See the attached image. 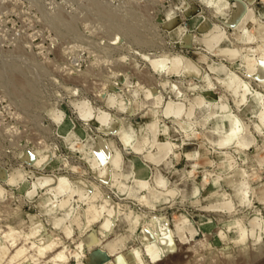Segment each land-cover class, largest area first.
I'll list each match as a JSON object with an SVG mask.
<instances>
[{"label": "rangeland", "instance_id": "rangeland-1", "mask_svg": "<svg viewBox=\"0 0 264 264\" xmlns=\"http://www.w3.org/2000/svg\"><path fill=\"white\" fill-rule=\"evenodd\" d=\"M239 1L255 10L260 22L250 21L258 30L264 28V0H0V228L12 227L22 235L18 244L27 237L29 243L39 236L59 239L70 264H264V226L251 232L255 221H264V135L256 131L261 123L255 115L260 105L250 90L237 87L239 80H248L264 93V81L257 72L251 74L246 63L247 50L255 46L246 42L252 22L245 26L226 22ZM177 55L186 70L166 77ZM213 62L233 74L213 72ZM157 63L162 65L159 70ZM201 74L211 80L213 89ZM215 94L219 99L213 107L207 100L206 107H200L204 95ZM153 97L161 115L168 103L177 113L193 107V119L187 121L199 137L176 130L171 112L163 116L184 153L202 140L218 148L213 140L228 135V120L222 121L215 108L218 101L239 113L248 126L243 135L251 140L254 133L256 139L243 152L234 151V173H219L218 167L202 162L190 175L187 170L195 161L184 155L176 161L172 153L170 166L165 161L148 162L149 176L156 167L161 169L165 176L159 181L168 182L171 190L158 189L152 206L141 204L137 195L144 191L131 177L127 182L133 187L126 193L95 173L100 169L96 163L102 142L112 155L121 153L124 163L129 158L141 165L147 161L142 154L125 152L116 131L100 129L98 120L106 114L116 128L133 124L140 132L139 142H146V122L156 121L150 113L153 108L146 105ZM243 97L237 107L235 100ZM222 122L225 126H218ZM162 132H167L165 125ZM76 136L81 137V147H71ZM222 151L216 161L224 158ZM159 155L165 156V151ZM18 172L24 174L23 180ZM256 174L260 176L252 178ZM59 176L70 178V188L59 189ZM48 177L54 178L50 184ZM92 183L100 187L94 202L106 198L134 214L129 221L119 213L104 238L97 232L104 218L85 227L81 206L86 198L64 209L56 207L78 185L92 193ZM195 184L199 190L194 193ZM246 189L250 202L243 198ZM175 190L179 192L170 197ZM223 196H228V206H220ZM146 220H155L165 230L180 227L172 235L175 249L155 261L144 249ZM235 221L246 227L247 237H241ZM112 240L119 241L114 252L107 245ZM96 253L108 258L95 257Z\"/></svg>", "mask_w": 264, "mask_h": 264}, {"label": "bare ground", "instance_id": "bare-ground-1", "mask_svg": "<svg viewBox=\"0 0 264 264\" xmlns=\"http://www.w3.org/2000/svg\"><path fill=\"white\" fill-rule=\"evenodd\" d=\"M236 5L238 7V10L234 11L233 9L228 15L229 17L226 19V22H231V24H236V25L240 24L241 22H244V26L248 24V22H252L250 20L252 18H255V10L245 2L239 1L236 3ZM220 12H222V10H220ZM255 19H256L255 21H257L258 23L260 22L259 18H255ZM254 22L251 23L252 28L249 29V31H247L246 33V42L255 43V46H252L247 50V54L245 58H246V63L249 66L248 71L251 74L252 73L255 74L257 72L258 78L264 81V28H261V30H258L260 28L255 26ZM260 33H262V36L260 35ZM217 37L218 35L216 34L213 36V38H217ZM234 55L235 53L231 57L232 60L235 59L233 57ZM211 65L213 67L212 71L219 75H221L222 72L228 75L233 74L232 72L229 73L230 70L228 69L226 70L224 68L225 65L222 63L213 62ZM161 66H162L161 63H157L156 69L159 70ZM184 70H186V67L183 66L182 58L180 55H177L172 58V64L169 67H167L165 74L167 75L166 77H169L170 75H173V74L183 73ZM204 77L208 79V77L205 74L200 75V78H204ZM163 81H165V79ZM232 81L236 82L235 80H232ZM167 82L168 81L166 80L165 83ZM208 82H209L208 83L209 88L213 89V85L210 79H208ZM251 82L252 81H248V80H239V82H237L238 83L237 87L241 89L244 88V89L250 90V93H251L250 97H253V99H256V102L259 103L260 109L255 115L260 116L261 124H260V127L256 129V131L264 135V93L256 90ZM217 94L211 97H206L204 95L205 100L201 102L200 107L203 109L204 107H206V100L209 101L211 104L210 106L213 107L215 101L219 99ZM244 100H245L244 97L237 98L235 100V105L239 107L243 103ZM146 105H149L153 108L150 111V113L153 115V119L156 118V121H154L155 123L146 122L145 128L143 129V132H148L149 134L148 141L146 142H143V141L139 142L140 132L133 124L129 127V129H126L122 126L119 128H116L113 125L114 123L112 121L113 120L112 116L110 117L106 114L99 117V120H98L100 123L99 124L100 129L106 130V131H116L117 135L120 137L121 141L123 142V145L125 146V152H134L136 154L144 155L145 158L147 159L146 164L144 165L138 164L136 158L135 159L129 158L127 163H124L123 155L121 153L112 155L109 151L110 147H107L105 143L102 142V148L99 151V154L101 157H98L99 159L96 163L97 167H99L100 169L95 172L98 176L101 177V179L110 180L111 183L115 185V187H117L118 190L126 192V193H128L130 189H132L133 187L132 184H129L127 182L128 179L131 177L132 182H134L139 187V189L144 191L143 193H140L137 195V199L139 200L141 204H145L148 206L154 205L155 198H156V192L159 191L158 189L164 190V189L170 188V185L168 184V182L164 183V182L159 181V179L163 175L165 176L164 172L161 169L156 167V172L153 175L151 174V176H149L148 162L158 165V163H160L161 161H165L170 166L172 162L171 161L172 154L174 155L176 161L181 159L182 155H184L188 159H194L195 161L191 165L192 167L187 170V172L190 175L197 171L196 169L197 166L201 165L202 162H204L206 165L212 166L213 169L218 167L220 171L219 173H229V172L234 173L236 169V164H237V157L235 156L234 151L243 152L244 149L248 148L252 143H254L256 139V137L254 136V133H251L253 135L252 138L250 137L251 140H249L248 136H244L243 133L248 130V126L245 124L246 122L242 119L239 113H236L235 111L232 110L229 104H223V102L220 103V101H218L215 108L217 112L220 114L218 117L221 118L222 121L224 119L228 120L227 125H228V128H230L228 135L226 134L227 136L225 137H221L220 139L213 140L215 146H217L218 148L210 147L205 140H202L196 143L194 150H189L184 153L180 148L182 143H178L172 139L171 132H170L171 126L163 122L164 121L163 116L166 113L169 114L168 112H171V114L174 115V119H172V121L176 123L179 127V128H176L174 126L176 130H182L187 137H189L190 134H193L196 137H199L200 135L198 134V132H196V130H194L193 127L187 121V120H190L191 116L193 115V107L189 109L187 107L186 108L183 107L182 109H180V112L177 113L176 110L175 111L173 110V104L168 103L167 107L163 110V115H161L158 113L159 106H158V101L156 98L154 97L151 98L150 103ZM192 123L194 124V122ZM163 125H165L167 128L166 133L162 132ZM218 126L223 127L225 126V124L222 122ZM160 134H163L162 139L158 137ZM75 140H74V144L72 142L71 147H81L79 143L81 140V137L76 136ZM154 148L159 149L160 152L165 151V156L159 155L160 152H158L157 154ZM262 148L264 152V140H263ZM219 150H223L222 152H223L224 158L220 161H216L215 156L217 152H219ZM147 152H149L150 154L147 155ZM222 152H220V155ZM124 165L127 167V169L125 168ZM71 168L78 171L81 167L73 165ZM208 170H207V173L211 175L212 174L211 170L209 171ZM17 176L20 177V180H23L24 178V174L22 172H18ZM259 176H260L259 174L258 175L256 174L252 178L256 179ZM15 178H13V180ZM57 179L59 182V187H61L59 188L60 190L64 188H70V186L73 184V182L67 176H59ZM77 180L80 181L84 185H88V183L84 182L81 179H77ZM53 181H54V178L48 177L46 179V184H50ZM92 184L95 186V191H93L92 193H89V191L84 189L82 185H78L77 188L76 187L72 188L70 190V193L66 197L61 198L58 204H56V207L64 209L68 205H71L72 201L74 200L80 201L82 200V198H86L87 202L81 206V207L84 206L83 209L85 211V218H86L85 227L87 228L91 226L94 222H98L100 219L104 218V221L101 223V225L99 224L100 229L97 230V232L103 234L102 238H104L107 236V232L112 230L116 217L119 215V213L123 212V214L129 221H131L134 214L132 213L131 210L122 211V208L116 207V204L110 202L106 198H103V202H101L100 204H97L96 202H94V198L96 197V194L98 193L96 188H100V187L96 186L95 183H92ZM53 189L56 190V188H52V190ZM198 190H199V187L196 186L195 184L194 193L197 192ZM175 191L176 192L170 195V197L176 196V194L179 192L177 190ZM76 193L79 196V198L77 197L78 199H74V194ZM227 197L223 196L221 198L223 202L222 204H220V206L229 205V201ZM243 198L244 199L248 198L247 202H250L249 189H246L243 192ZM77 215H75V217ZM75 217H73L74 218L73 220L76 219L77 221L78 217L76 218ZM184 217L185 216H183V218ZM258 217L259 215H257V218ZM232 224L238 225V229L241 232L242 238H245V236L247 237L246 234L248 233L246 232H249V231H247L246 227H244L242 223H240L239 221H235ZM258 226L263 227L264 221H261V222L255 221V224L252 227L251 232H254ZM179 229L180 227L176 226L175 229L172 228L169 230H165L164 228L159 227L155 220H153L152 223L147 220L145 221L144 226H143L142 238L145 242L144 249L146 250L147 255L150 257L151 261L158 260L162 255L175 249V247L177 246V243L174 240V238H172V235L174 232L179 231ZM159 231L162 232L163 234L162 235L159 234ZM19 236L22 237V235L16 232V230H14L12 227L5 228V229L0 228V264H34L35 262L39 261L42 258H45V259L42 261L41 264H70L69 254L67 253L68 250H66L65 245L64 246L60 245L59 239H55V238L50 239L44 236H39V238H37L38 240L33 241L32 243H29L30 241L29 237L26 236L27 237L26 240L28 239L27 240L28 242L25 240V237H23L25 240L23 241V244H18L17 242L20 243V240L18 241V238H17ZM182 239H183V236H182ZM25 242L29 243V245L31 244V246L26 245ZM118 242L119 241L117 240H112L108 242L107 245L112 248L110 252H114L117 249ZM30 249L32 250L35 249L34 253H30ZM99 256H102V257L104 256L103 257L104 259L108 258L103 253L95 254V257H99ZM77 263L80 264L79 262Z\"/></svg>", "mask_w": 264, "mask_h": 264}, {"label": "crops", "instance_id": "crops-1", "mask_svg": "<svg viewBox=\"0 0 264 264\" xmlns=\"http://www.w3.org/2000/svg\"><path fill=\"white\" fill-rule=\"evenodd\" d=\"M220 157H218V159H219ZM190 160H194V159H190Z\"/></svg>", "mask_w": 264, "mask_h": 264}]
</instances>
